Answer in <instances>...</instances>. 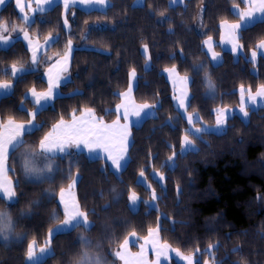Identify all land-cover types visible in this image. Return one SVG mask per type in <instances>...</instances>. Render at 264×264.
<instances>
[{
    "label": "trees",
    "instance_id": "16d2710c",
    "mask_svg": "<svg viewBox=\"0 0 264 264\" xmlns=\"http://www.w3.org/2000/svg\"><path fill=\"white\" fill-rule=\"evenodd\" d=\"M238 3L241 1L185 0L173 5L170 0H142L140 4L136 0H111L106 7L70 5L65 14L59 1L44 13H34V22L26 25L15 1L6 0L0 8V20L26 28L42 44L50 33L56 42L47 45L35 65L30 63L31 50L22 38L13 46L0 47V81H10L14 86L11 93L0 97V120L4 123L9 117L24 123L31 118L28 113L36 111L37 105L27 92L32 88L37 92L47 90L48 67L69 53V39L72 45L66 71L60 73L57 96L37 114V127L25 133L22 146L8 156L16 197L12 202L0 198V207L24 206L42 193L43 185L20 180L12 161L23 148L38 151L39 141L53 125L61 119L70 121L73 114L79 116L84 109H92L98 122L117 119L116 105L121 101L118 93L128 89L132 68L136 70L134 101L156 107L154 115L145 116L139 125L131 127L128 160L119 175L96 151L91 156L86 151L68 149L72 157H77L72 168L77 178V202L87 213L91 227H75L50 237L55 222L48 215L54 205H62L56 198L43 201L33 206L31 216L18 220L16 229L22 234L27 232L25 239L7 240L8 246L0 239V264H27L26 251L33 240L37 246L50 241L52 248V253L36 264H74L82 254L81 230L90 240L103 242V253L121 264L115 252L127 235L134 231L135 239L140 241L149 228L158 225L161 243L195 256L194 261L201 264L207 259L214 264H264V107L248 109L246 120L233 112L222 133L211 130L200 139L176 108L165 75V69L175 67L180 75L189 76L187 112L199 114L196 127L215 125L218 108L239 107L241 84L252 92L264 84V57L257 62L248 58L264 39V20L240 30L242 56L222 50L218 44L220 23L238 19L232 9ZM209 36L215 39V49L221 55L217 64L207 58L204 41ZM144 44L148 45L150 60ZM12 64L29 71L14 78L10 74ZM194 65H202V70H195ZM210 83L214 87L210 88ZM186 131L197 146L184 152L181 145ZM173 153L175 156L169 160ZM141 170L148 184L138 181ZM59 178L57 174L53 186ZM68 183L66 179L64 185ZM31 189L35 192L29 198L23 192ZM152 189L157 194L155 204L148 203ZM131 191L141 197L136 210L129 205ZM63 211H59L61 220ZM105 224L114 226L116 238L111 237ZM209 245L213 246L211 251ZM130 249L137 251L138 246L131 245ZM169 264L185 262L172 252Z\"/></svg>",
    "mask_w": 264,
    "mask_h": 264
},
{
    "label": "snow or ice",
    "instance_id": "6c2138e0",
    "mask_svg": "<svg viewBox=\"0 0 264 264\" xmlns=\"http://www.w3.org/2000/svg\"><path fill=\"white\" fill-rule=\"evenodd\" d=\"M142 2V0H138V3ZM178 2H182V0H170V3L175 4ZM248 6L246 9H240L238 5L234 6V11L240 17V21L236 23H229L228 21H221V25L228 30L227 36L225 37L228 42L231 43L232 48L231 51L236 52L242 45L239 44V36L237 34V30L247 27L250 23L254 22L256 13L261 14L262 20H264V0H243ZM6 3V0H0V5ZM17 7L22 13V20L24 24L31 25L35 16H30L28 12L25 11V8L31 10L32 13H44L48 10V6L55 3V0H15ZM33 3L35 7H33ZM83 4L88 6L98 5L100 7H106L110 5L111 0H62L63 8L65 10V14H67L70 5L75 4ZM163 15V13L161 14ZM64 23L67 24V15H65ZM11 32H16L18 35L16 37H12ZM22 34V36H21ZM27 41L28 47L31 49V61L32 65H35L37 62V54L45 47V45H49L50 43L56 42V38L51 35L45 38L44 44L42 45L37 37L35 40L29 35V32L26 28H22L19 25L12 23L9 24L6 20H0V47H10L13 46L16 42L21 40ZM204 44L208 47L211 52V60L217 62L221 59L220 53L212 51V37H208L207 40L204 41ZM72 41L68 40V48L69 53L71 51ZM143 48L146 53V57L148 60L151 59V56L147 54L148 45L144 44ZM258 49H264V39H261L257 45ZM253 59L257 56V51H253L251 53ZM68 61V54H66L62 60L58 59L57 64L53 65L52 68L48 69V88L46 91L37 92L35 88L30 89V95L33 99L35 105H37L36 111L29 112V116L31 117L27 122V127L24 122H16L11 117L8 118L7 122L4 123L0 120V198L5 199L7 202H12L16 197V192L13 187L12 181L7 177V168L5 166V162L8 157L9 149H17L22 146L24 143L22 137L26 132H31L34 127L33 121L36 119V116L39 112L44 109L45 104L53 100L57 94L58 89L61 84V72L66 71V65ZM63 65V66H61ZM59 67V71L54 76L53 68ZM195 70H202V65H194ZM4 72L8 73L9 69H3ZM29 69H25L22 65L17 67L16 64H12L10 68V74L14 78H20L24 74H26ZM170 75L177 77L182 83H186L188 80L187 76L179 77L176 72L175 67L165 69ZM130 77L135 80L136 79V70L132 68L130 71ZM175 82V81H174ZM210 88L214 87L209 84ZM13 84L10 81H0V93L7 95L12 92ZM132 91L131 84L129 85L128 91L124 93H118L125 98L130 96ZM240 105L239 111L243 114L244 117L248 116L247 107L249 105H256L258 97L261 98L260 104L264 106V84L258 86L255 93L252 92L251 88H246L243 84L240 85ZM187 93L186 91L182 94V96L177 97L179 107L183 108L186 113V120L192 126L191 130L193 134L197 135L198 138L203 139V134L205 132H210L212 129L209 127H196L195 121L200 120L198 113H188L187 108L188 104L186 103ZM247 100V104L245 101ZM156 105L144 103L141 105H136L133 107L131 112L129 111L128 104L121 103L116 105V111L120 112L121 115L128 119V117L134 116L137 118L141 117V113L144 112L145 109H154ZM22 110L25 108L22 107ZM216 111V126L218 128L223 127L226 124L228 116L231 114L230 111L226 108H218ZM146 115H150V113H145ZM87 117V119H86ZM138 122V121H137ZM131 122L121 124L119 116L116 120L112 122V124L107 125L103 124V122H96L94 112L92 109H84L82 115L77 118L75 114H73V119L71 123L65 122L61 119L57 124L53 125V130L47 133L43 139L39 141V152L35 150L27 149L25 151V159L23 163V167L25 173L29 176L40 177L44 173L51 172L53 170L54 157L57 153H65L70 148L81 149L83 146L87 148L91 153L96 148H101L107 154L106 158L111 161L112 166L119 170L123 167V162H125V157L128 151V138L131 135L130 131ZM182 145L186 149L187 147H194L195 141L190 139L187 131L182 138ZM43 156L45 157V162L42 167H37L36 165V157ZM175 156L169 157V160H172ZM78 175V173H77ZM140 177H144V171L141 170L139 173ZM159 178L163 179V174H159ZM76 181L73 180L69 185V188L74 187ZM150 187V185H149ZM65 190L63 188L60 189V200L64 205V215L65 218L61 222L59 228H68V227H91V224L88 220V215L86 212L81 211L78 202L73 198L71 201L65 199L64 195ZM130 201L135 204L139 197L138 195L132 191L129 195ZM152 199L155 201L157 199V194L155 189H152ZM160 231L159 225L156 228H149L148 235L144 237V244L139 245L141 251L138 253H131L129 250V240L126 238L123 243L120 245V250L115 252V255L123 261V264H149L146 259L144 248L146 245H150L156 251V261L154 264H160L161 257H164L166 260L170 259V253L174 252L177 257H181L183 261H186L187 264H201L200 261H194L192 255H184L180 252L179 249L171 248V245L167 243H160L158 239V234ZM14 233V225L12 221V217L10 213L6 211H0V236L3 237L5 241H7ZM52 231L50 230L49 236H51ZM132 237L136 236V233L133 231L130 233ZM83 239V237H81ZM50 242V241H49ZM135 242V241H134ZM212 245H209L208 250L211 251ZM49 250L47 247L39 248V252L41 255H44ZM26 255L29 260L38 259L36 256V241L33 240L28 244ZM78 264H101V259L99 256L93 257L91 256L87 249L84 250L81 259L78 261Z\"/></svg>",
    "mask_w": 264,
    "mask_h": 264
},
{
    "label": "crops",
    "instance_id": "0c3cea01",
    "mask_svg": "<svg viewBox=\"0 0 264 264\" xmlns=\"http://www.w3.org/2000/svg\"><path fill=\"white\" fill-rule=\"evenodd\" d=\"M15 1V0H14ZM59 1H62V0H55V3L54 4H56L57 2H59ZM185 0H182V2H178V3H175V4H173V5H176V4H181V3H183ZM241 1V3L239 4H234L233 5V7H232V9H233V11H234V6L235 5H238L239 6V8L240 9H246L247 8V4L245 3V2H243V0H240ZM25 3H27V0H25ZM136 3L137 4H140L141 2H139L138 3V0H136ZM54 4H52V5H50V6H48V9L49 8H51ZM172 4V3H171ZM15 6H16V8L18 9V11H19V13H20V16L22 17V13L20 12V10H19V8L17 7V5H16V3H15ZM33 7H35V4L33 3V5H32ZM96 6H98V5H96ZM25 11L26 12H28L29 13V15L30 16H33L34 15V13H32L31 12V10L30 9H28L27 7L25 8ZM235 12V11H234ZM236 14V13H235ZM237 15V14H236ZM257 20H262V18H261V14L260 13H256V15H255V20H254V22L255 21H257ZM240 21V17H239V15H238V19L236 20V21H228L229 23H236V22H239ZM253 23V22H252ZM252 23H250V24H252ZM249 24V25H250ZM240 30L241 29H239V30H237V34H238V36H239V32H240ZM227 33H228V30L225 28V27H223L222 25H221V23H220V26H219V40H218V44H219V46H220V48L222 49V50H226V51H230V52H232L234 55H236V56H242L243 55V50H242V48H240L238 51H236V52H233V51H231V48H232V45H231V43L230 42H228V40L225 38L226 36H227ZM21 36H22V34H21ZM210 37H212V36H210ZM208 39V37L205 39V40H207ZM25 43L27 44V41H25ZM42 44V43H41ZM240 44V43H239ZM43 45V44H42ZM215 39L212 37V51H215V52H217V53H220L219 51H217L216 49H215ZM258 45V44H257ZM27 46H28V44H27ZM204 46H205V50H206V53H207V58H208V60H209V62L211 63V64H217V63H219L220 61H221V59L219 60V61H217V62H214V61H212L211 60V52L209 51V49H208V47L204 44ZM46 47H47V45L37 54V59H38V57H39V55L42 53V51L44 50V49H46ZM3 48H6V47H3ZM30 49V48H29ZM31 50V49H30ZM257 51V56H256V58L255 59H253V57H252V55H251V53L253 52V51ZM148 53V52H147ZM68 55H69V53H67ZM264 57V49H258L257 48V46H256V48L255 49H253L252 51H250L249 53H248V58L250 59V60H252V61H254V62H257L258 61V58L259 57ZM220 57H221V55H220ZM61 60H62V58H60ZM69 61V60H68ZM68 61H67V64H68ZM57 64V61L56 62H54L51 66H49L48 67V69L49 68H52L53 67V65H56ZM61 66H63V65H61ZM48 69H47V71H46V74H45V77H46V79L48 80V75H49V73H48ZM59 71V67H57V68H53V75L55 76L56 75V73ZM177 72V71H176ZM165 75H166V77H167V79H168V81L170 82V84H171V87H172V89H173V100H174V103H175V105H176V107L179 109V110H181L182 108L181 107H179V105H178V100H177V97H180V96H182V94L186 91V93H187V99H186V103H188V100H189V84H190V78L188 77V80H187V82L186 83H182L177 77H175V76H172V75H170L167 71H165ZM179 75V77H184L183 75H180V74H178ZM175 81V82H174ZM131 84V86H132V91H131V94H132V92H133V89H134V87H135V85H136V79L135 80H133L131 77H130V83H129V85ZM128 91V90H127ZM126 92V91H125ZM256 92V91H255ZM255 92H253V93H255ZM240 93V92H239ZM8 95V94H7ZM240 95V94H239ZM1 96H5L3 93H0V97ZM27 96L29 97V98H31L32 99V97H31V95H30V90L27 92ZM128 99V102L127 101H125V98L123 97L122 99H121V102L119 103V104H121V103H124L123 101H125V102H127V104H128V106H129V111L131 112V110L133 109V107L134 106H136V105H141V104H139V103H136L135 101H134V99H133V96H131V97H129V98H127ZM33 100V99H32ZM260 100H261V98H259L258 97V99H257V104L256 105H249L247 108H251V109H256V108H258V107H264V106H261V104H260ZM240 103H241V101H240ZM245 103L247 104L248 102H247V100L245 101ZM48 104V103H47ZM47 104H45V105H47ZM38 107V106H37ZM237 108H239V107H237ZM237 108H235V109H237ZM119 113V115H121V113L120 112H118ZM145 113H150V115H153L154 113H155V110L154 109H145L144 110V112H142L141 113V117L140 118H137V117H134V116H129L128 117V119L127 120H125V118L122 116V121L120 122L121 124H125V123H129V122H131V126H133V125H136V124H138L139 122H141V120L143 119V117L144 116H146V114ZM82 115V114H81ZM81 115H79V116H76L77 118H79ZM73 119V118H72ZM72 119L70 120V121H65V122H67V123H71L72 122ZM86 119H87V117H86ZM96 119V118H95ZM138 121V122H137ZM96 122H97V120H96ZM6 123V122H5ZM18 123H20V122H18ZM58 123V122H57ZM56 123V124H57ZM26 124V123H25ZM110 124H112V123H110ZM110 124H108V125H110ZM33 125H34V127L32 128V130L37 126V124L33 121ZM26 127H27V124H26ZM131 128V127H130ZM213 128V126L210 128V129H212ZM53 130V127H52V129L49 131V132H51ZM48 132V133H49ZM27 133V132H26ZM22 139H23V137H22ZM130 142H131V135L129 136V138H128V146L130 145ZM77 149V148H76ZM98 150H100L101 151V153H102V156L103 157H105L106 158V153L103 151V149H101V148H97ZM77 150H87V148H84L83 146L81 147V149H77ZM11 151V149H9V152ZM8 155H9V153H8ZM127 154H126V157H125V162H123V167H124V165L126 164V162H127ZM8 159V158H7ZM107 159V158H106ZM6 162H7V160H6ZM108 162H109V165H110V167H111V169L114 171V173L115 174H118L122 169H123V167L121 168V169H119V170H117V169H115L113 166H112V164H111V161L110 160H108ZM5 166H6V168H7V177L11 180V176L9 175V169H8V166H7V163L5 164ZM12 181V180H11ZM13 183V182H12ZM72 183V182H71ZM70 183V184H71ZM13 187H14V183H13ZM64 190H65V192H64V195L66 196V195H68L69 197L71 196L72 197V199L73 198H75V200H76V194H75V190L73 189V187L72 188H63ZM60 194V193H59ZM59 198H60V195H59ZM67 200H69V201H71L70 200V198H67V197H65ZM58 224H61V223H58ZM57 224V225H58ZM55 228V227H54ZM53 228V229H54ZM69 228H72V227H69ZM85 228H89V227H85ZM52 229V230H53ZM64 229V228H63ZM51 230V231H52ZM60 231L62 230V229H59ZM59 230H54V231H52V234H51V236L50 237H52L56 232H58ZM31 243V242H30ZM41 247H47V249L49 250L46 254H44V255H41L40 254V252H39V248H41ZM52 253V248H51V245H50V242L49 241H47V242H45V245H42V246H37L36 245V256L38 257V259H34V260H29V258L28 257H26V261H27V264H36L37 262H39V261H41V260H43L46 256H48V255H50ZM172 253V252H171ZM44 256V257H43Z\"/></svg>",
    "mask_w": 264,
    "mask_h": 264
},
{
    "label": "flooded vegetation",
    "instance_id": "af4514ba",
    "mask_svg": "<svg viewBox=\"0 0 264 264\" xmlns=\"http://www.w3.org/2000/svg\"><path fill=\"white\" fill-rule=\"evenodd\" d=\"M27 149L28 148H23L18 153V155H16L15 160L12 161L13 162V168L17 172V174H18V176L22 182H24L26 184H30V185H36V186L43 185L42 191H41L42 193L39 196H37L36 198H33L32 196H33V193L35 192L33 189H31L29 192L25 191L23 193L27 194L29 196V198L32 197V199L29 200L24 206L22 205V203H20L17 206L16 205H14V206H7L6 205V206H3L0 208V211L8 212V213H10V215L12 217V221H13V225H14V233L8 239V241H11V242H19V241H21L22 238H24L23 237L24 232L22 234L16 229L18 220L24 216H28V214L30 215L31 213H33L34 210L32 208L36 204H38V205L40 203L42 204L43 201H45V202H50L52 200L54 201L55 198L58 200L59 191L56 190L57 185L59 188V185L65 184L66 179L70 180L71 178H73L74 175H72V168L74 165L77 164V157L76 156L75 157H69V158H67L68 160L66 159V161L60 160L61 158L58 156V157H54L53 170L51 172L44 173L40 177L29 176L25 173V170L23 167L24 159L26 158L24 154H25V151ZM32 150H35V149H32ZM36 152H38V151H36ZM35 159H36L37 167H41L39 162L45 160V157L38 156ZM57 174H59L60 178L56 182V184H54V186H53V182H54ZM75 180L77 181L76 177H75ZM62 188H67V187H62ZM58 208H59V206L57 204L52 207L51 212H50L51 215H48L49 220H52L53 216L55 214H58V212H57ZM27 211H28V213H25ZM105 228H107V227H105ZM105 228H104V226L102 227V232H104ZM1 238H3V237L0 236V239ZM90 238L91 237H89V236L83 237V239L81 241V245H80L81 248L87 249L89 254L91 252L94 253V254L91 253V255H94L93 257L99 256L101 259V264H113V263L109 262L110 260L105 256L102 248H100V246L101 247L103 246V242L90 240ZM6 243L7 242L5 241V244Z\"/></svg>",
    "mask_w": 264,
    "mask_h": 264
},
{
    "label": "rangeland",
    "instance_id": "374dc122",
    "mask_svg": "<svg viewBox=\"0 0 264 264\" xmlns=\"http://www.w3.org/2000/svg\"><path fill=\"white\" fill-rule=\"evenodd\" d=\"M1 6L2 5H0V8H1ZM127 92V91H126ZM132 96V94H130V96L129 97H131ZM128 97V98H129ZM122 98H123V96H122ZM124 103H125V101H123ZM127 102H128V99H127ZM126 102V103H127ZM225 108V107H224ZM226 109H228L229 111H230V113H233V112H236V113H238L240 116H241V118H243L244 120H246L247 119V117H244L243 116V114L239 111V108H237V109H230V108H226ZM251 109L250 107L249 108H247L246 110H247V113L249 114V110ZM181 112H180V114H182V116L184 117V119H186L185 117H186V113L184 112V109L182 108L181 110H180ZM121 116V115H120ZM122 117V116H121ZM188 122V121H187ZM107 125L108 124H110L111 122H105ZM189 124V123H188ZM37 127V126H36ZM191 125L189 124V130L190 131H192L191 130ZM225 127H226V124L223 126V127H220V128H218L217 126H216V123H215V125H213V128H212V130L214 131V132H216V133H222L224 130H225ZM183 138V137H182ZM190 139H192L193 141H195L192 137H190ZM197 146V143L195 142V146L194 147H196ZM193 147H187L186 149L184 148V146L183 145H181V150L182 151H187L188 149H192ZM13 149H11V151H12ZM10 151V152H11ZM97 152L98 151V149L96 148L93 152ZM10 152H9V154H10ZM86 152L88 153V154H90V152L88 151V149L86 150ZM92 152V153H93ZM9 156V155H8ZM8 158V157H7ZM7 162H5V164H6ZM154 175L155 176H157L158 177V175L154 172ZM138 181H140V182H142V183H145V184H148V180L146 179V176H145V174H144V177L143 178H141L140 177V175L138 174ZM132 192V191H131ZM131 192H129L128 193V199H129V195H130V193ZM152 192V191H151ZM65 197H67V198H70V200H72V197L70 196H68V195H66ZM138 197H139V199H138V201L135 203V204H133L131 201H130V199H129V205H130V207H131V209L132 210H136L139 206H140V204H141V197L138 195ZM66 199V198H65ZM148 203L149 204H155V201H153V199H152V197H150L149 198V201H148ZM36 206H38V204H36ZM25 213H28V211L27 212H25ZM32 214V213H31ZM30 214V215H31ZM29 214H28V216H30ZM119 221H124V222H126L125 223V225H127V223H128V220H119ZM61 225V224H60ZM58 226L59 225H57L56 227H55V229L54 230H58ZM105 226H107L106 224H105ZM69 228V227H68ZM59 229H63V228H59ZM107 229H109V232H111V236L112 237H114L115 235H113V234H115L114 233V226L112 225L111 226V224L110 225H108L107 226ZM109 232H105V233H109ZM128 240H129V245H128V247L129 246H131V245H136V246H138V250L137 251H133V250H131V249H129L130 250V252L131 253H138V252H140L141 251V248H140V246L139 245H141V244H144V240H140V241H136V239L135 238H133L131 235H128L127 237H126ZM125 238V239H126ZM135 239V240H134ZM159 239V238H158ZM22 241V240H21ZM135 241V242H134ZM8 243V242H7ZM6 243V246H8V244ZM161 243V242H160ZM5 246V247H6ZM144 252H145V256H146V259H147V261L149 262V264H154V262L156 261V251H155V249L154 248H152L150 245H146L145 246V248H144ZM172 256V253H170V257ZM44 257V256H43ZM195 256H193V258H194ZM178 259H179V261H183L182 260V258L181 257H178ZM169 261H170V259H165L164 257H161V259H160V264H169ZM185 262V264H187V262L186 261H184ZM121 264H123V261H121ZM205 264H214V263H212V262H210V260H206L205 261Z\"/></svg>",
    "mask_w": 264,
    "mask_h": 264
}]
</instances>
